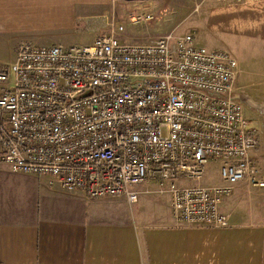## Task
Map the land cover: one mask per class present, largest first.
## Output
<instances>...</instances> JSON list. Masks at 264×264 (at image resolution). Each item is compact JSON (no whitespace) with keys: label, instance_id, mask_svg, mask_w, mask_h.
Returning <instances> with one entry per match:
<instances>
[{"label":"built area","instance_id":"2783aa9c","mask_svg":"<svg viewBox=\"0 0 264 264\" xmlns=\"http://www.w3.org/2000/svg\"><path fill=\"white\" fill-rule=\"evenodd\" d=\"M121 31L89 45L17 44L11 66H0V164L130 204L152 179L174 222L225 226L220 205L234 185L264 188L250 166L258 130L236 94L238 62L190 32L129 43ZM209 161L219 181L200 184Z\"/></svg>","mask_w":264,"mask_h":264},{"label":"crops","instance_id":"0c3cea01","mask_svg":"<svg viewBox=\"0 0 264 264\" xmlns=\"http://www.w3.org/2000/svg\"><path fill=\"white\" fill-rule=\"evenodd\" d=\"M121 2L0 0V37L18 39L17 44L31 43L35 38L32 32L49 28L52 23L72 22L78 12L84 15L94 9L102 17L95 29L102 32L114 16L115 4ZM194 3L198 12L193 19L195 26L185 32L192 34L195 43L199 41L195 33L198 37L202 34L210 42L206 48L228 50L235 59L264 51V0ZM79 4L80 9L76 10ZM118 37L124 42H136L156 36L136 33ZM51 44L60 45L56 40ZM234 87L238 96L257 103L260 116H264V104L247 96L236 82ZM250 113L252 110L247 115L244 111L246 116ZM258 139H264L262 132ZM207 172L208 169L200 184L219 181L218 169L214 180L208 178ZM25 177L32 178L27 203L19 195L20 186L15 185L17 179ZM38 177L12 173L7 165L0 164V264H264V203L258 205L255 216L238 214L235 194L238 190L244 193V188L238 186L243 181L221 202L227 224L210 227L174 222L166 193L167 215L138 201L137 209L129 213L120 208V203L110 204L102 214L98 212L100 218L91 219L86 215L88 211L77 208L67 196H43Z\"/></svg>","mask_w":264,"mask_h":264},{"label":"rangeland","instance_id":"374dc122","mask_svg":"<svg viewBox=\"0 0 264 264\" xmlns=\"http://www.w3.org/2000/svg\"><path fill=\"white\" fill-rule=\"evenodd\" d=\"M116 3L121 2V4H115L114 16L108 19L102 32H98L96 25L102 19L100 14H97V11L94 9L89 11V13L82 15L83 13L78 12L76 18L70 21L56 22L52 23L49 28H42L35 32H32V35L35 38L32 40L31 44L33 45H51V42L54 40L57 43H60L61 47H67L70 45L85 44L89 45L94 37L101 35L106 31H109L110 28L116 27L120 24L123 28V31L117 33L122 36L123 34H142L150 33L153 36H160L171 32L172 34L182 35L185 31H189L193 28L194 22L193 19L198 14L195 11V0H112ZM81 4L75 7L76 10L80 9ZM194 9V10H193ZM202 9V7H200ZM106 12H109V9L105 8ZM149 12L154 17L150 20L136 23L131 20L132 12ZM107 14V13H106ZM123 33V34H122ZM156 37L152 38L151 41L155 40ZM195 37L199 39L197 44H201L204 47H208L210 42L202 34L198 37V33H195ZM134 42L135 40H127ZM138 41L137 43L148 42ZM18 39L11 38L6 39L5 37H0V66L8 67L11 66L12 61H14V49L17 48L16 45ZM129 42V43H130ZM222 50V49H220ZM252 56L246 58H238L235 60L238 62V72L236 86L240 87L245 91V94L249 97H252L255 101H259L260 104H264V51H253ZM0 83V91L2 87ZM245 114L249 113V110H245ZM249 121L251 124L257 128H260L259 121H257L254 115L250 113ZM252 120V121H251ZM256 120V121H255ZM257 123V124H256ZM258 136V135H257ZM259 141V139H258ZM252 155L250 158V166L253 169V175L262 176L264 178V139L260 140L259 143L255 144L250 151ZM216 162L209 161L206 164V169L208 172L206 175L208 178H215V172L217 171ZM39 183L43 189L42 195L49 196L50 198L54 196H67L68 200H72L77 208H82L85 211H88L87 216L91 219L100 218L102 211L105 208H109L110 204L119 206L120 208H125L127 212L137 209L138 201H145L144 203L147 207H151L154 210L161 212V214L167 215L169 213L166 210L167 203L169 198L162 192L158 190V186L155 184V181L152 179L141 181L137 185V201L130 204L124 198H97L90 199L84 194L77 192V190L66 191L59 187L56 183L50 181V177L43 176L38 177ZM261 178V177H260ZM32 178H19L17 179V184L20 186L19 193L24 203H27L29 200L28 193H30L29 186L32 183ZM262 179V178H261ZM234 185L233 187H236ZM244 188V193L236 191L237 202L239 212L238 214H249L255 216L256 211L259 210L258 205L264 203V188L260 186H253L249 181L245 180L241 185ZM237 186V187H238ZM234 190V189H233ZM232 192V191H231ZM122 202V203H121ZM101 214H99V213ZM131 215V214H129Z\"/></svg>","mask_w":264,"mask_h":264},{"label":"flooded vegetation","instance_id":"af4514ba","mask_svg":"<svg viewBox=\"0 0 264 264\" xmlns=\"http://www.w3.org/2000/svg\"><path fill=\"white\" fill-rule=\"evenodd\" d=\"M239 98H240V100H241V102H243V110L245 109V110H249V111H251L252 110V112H253V115H254V117H255V119L257 120V121H259V124H257V125H259V128H260V130L258 129V131H257V135L258 134H260L261 132L264 134V116H260V114H259V110H258V108H257V103H255L254 101H250V100H248V98L247 97H245V96H242V97H240L239 96ZM261 113V112H260ZM255 120V121H256ZM252 121V120H251Z\"/></svg>","mask_w":264,"mask_h":264}]
</instances>
